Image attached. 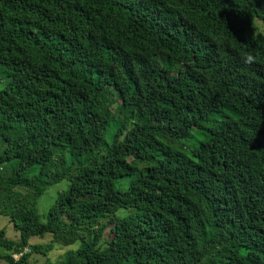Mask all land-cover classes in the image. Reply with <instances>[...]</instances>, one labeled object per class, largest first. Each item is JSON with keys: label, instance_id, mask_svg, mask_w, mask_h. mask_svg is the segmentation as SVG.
Segmentation results:
<instances>
[{"label": "trees", "instance_id": "trees-1", "mask_svg": "<svg viewBox=\"0 0 264 264\" xmlns=\"http://www.w3.org/2000/svg\"><path fill=\"white\" fill-rule=\"evenodd\" d=\"M254 19L264 0H0L2 262L264 264Z\"/></svg>", "mask_w": 264, "mask_h": 264}, {"label": "rangeland", "instance_id": "rangeland-1", "mask_svg": "<svg viewBox=\"0 0 264 264\" xmlns=\"http://www.w3.org/2000/svg\"><path fill=\"white\" fill-rule=\"evenodd\" d=\"M259 36H264V24L258 20L254 19L252 23V29H250L245 34V39H253ZM102 91V88L100 89ZM115 129H112L114 132ZM110 132L106 135V140L110 142ZM188 145V144H187ZM178 147L179 145H175ZM138 157L141 159L147 158L146 152H139L136 153ZM128 184L127 180L121 181V183H116L115 188L116 189H125ZM69 183L65 180L57 185L49 187L37 200L36 208L38 210V214L40 215L42 221L44 220L48 210L53 205L58 193L65 191L68 189ZM5 204V202L0 199V208ZM123 212L125 211H118L117 215L123 216ZM4 229L6 233V237L8 239L16 240V234L13 231L12 226L8 222L7 218L0 217V230ZM108 229L105 231V237L108 236ZM49 241V237H45L43 239L34 238L30 241V247L33 245H46V243ZM78 247V244L72 245L70 247H57L53 249L51 252L47 254V256H41L37 254H31V256L28 258V264H57L58 262H61L63 254L69 250H74ZM33 248V247H31ZM30 251V248L28 249V252ZM4 253L2 249H0V254ZM19 261V260H17ZM0 264H4L2 260L0 259Z\"/></svg>", "mask_w": 264, "mask_h": 264}, {"label": "built area", "instance_id": "built-area-1", "mask_svg": "<svg viewBox=\"0 0 264 264\" xmlns=\"http://www.w3.org/2000/svg\"><path fill=\"white\" fill-rule=\"evenodd\" d=\"M28 252V248H25L24 251L22 253H13L12 254V258L14 259V261H17L21 258V256L24 254V253H27Z\"/></svg>", "mask_w": 264, "mask_h": 264}, {"label": "clouds", "instance_id": "clouds-1", "mask_svg": "<svg viewBox=\"0 0 264 264\" xmlns=\"http://www.w3.org/2000/svg\"><path fill=\"white\" fill-rule=\"evenodd\" d=\"M253 59H254V58H253L252 56L249 55V56L247 57V62L251 63V62L253 61Z\"/></svg>", "mask_w": 264, "mask_h": 264}]
</instances>
